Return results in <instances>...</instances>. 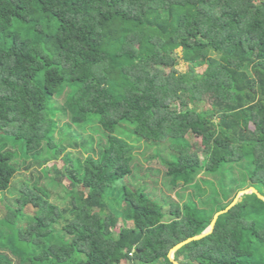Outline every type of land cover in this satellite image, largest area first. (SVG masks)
I'll use <instances>...</instances> for the list:
<instances>
[{"label":"trees","instance_id":"1","mask_svg":"<svg viewBox=\"0 0 264 264\" xmlns=\"http://www.w3.org/2000/svg\"><path fill=\"white\" fill-rule=\"evenodd\" d=\"M67 89L61 110L79 134L71 147L87 156L68 153L48 184L21 186L0 264H173L170 251L244 189L218 204L214 195L231 191L221 181L213 195L180 203L152 195L146 181L126 184L136 148L116 134L121 126L169 145L174 188L244 164V187L264 194V0H0V195L18 174L6 141L40 166L65 151L53 99ZM175 259L264 264V200L242 196Z\"/></svg>","mask_w":264,"mask_h":264},{"label":"rangeland","instance_id":"2","mask_svg":"<svg viewBox=\"0 0 264 264\" xmlns=\"http://www.w3.org/2000/svg\"><path fill=\"white\" fill-rule=\"evenodd\" d=\"M178 55H181L180 51H177ZM217 53H213V56H217ZM181 71H187L189 66L183 62H181L177 66ZM207 68V63L199 64L197 67V75H202ZM70 92V89L65 91V94L61 95V97H57L53 99V108L55 110L54 121L57 124L54 139L55 143L62 142L64 146H66L65 151L59 155L57 158H52L46 165L40 166L35 163L32 157H25L23 151L21 150L20 145L13 144V142L6 141V146H4L5 150H9L15 154V164L18 166V174L16 175L11 187L2 192L0 195V233L4 236H9L12 234V228L6 224V214L7 207H15L17 203V199L20 195L21 186L25 182H36L41 178V183L48 184V178H53L55 174L54 170L63 169L64 161L63 158L66 154L70 153L74 160L84 161L87 156L86 152L82 151L81 148L71 147L73 141L79 137V134L76 133L77 130L75 127L68 126L70 123V118L68 116L63 115L61 107L64 103L66 94ZM202 110H207L209 107L207 105H202L200 107ZM128 125L132 128L129 124ZM93 129V128H92ZM124 127H120L119 131H116V134H119L120 137L124 138L128 142L135 145V170L134 173L128 178V185H146L145 181L149 185L148 191L159 198L166 197L165 200H170V197L179 201L180 203H185L190 195H195L200 191L202 193L210 196L213 195L214 188H219V183L222 181L227 188H231L229 195L225 198L218 193V195H214V199L217 200L218 204H222L227 202L232 194L236 191L235 188H247L246 182V168L247 166L244 164L236 165L228 167L222 174H218L215 176L208 175L206 173L199 174L190 185H178V188H174L171 186L167 180H165L166 173V161L171 158V151L168 148V144H158L153 142H147L145 140H138L136 134L132 130H123ZM96 132V130L94 129ZM46 155V152L43 153L42 156ZM43 173H47V177L44 178ZM230 173V174H229ZM229 175H232L236 182L229 185ZM50 180V179H49ZM63 184H68L66 180L63 181ZM239 185V186H238ZM154 187V188H153ZM56 188V187H54ZM51 188V190H55L59 192L60 195L63 193V187H58V190ZM55 191H53L55 193ZM170 196V197H169ZM166 211L169 212L170 205L166 202ZM24 222V221H23ZM123 220L119 221L118 228H115V232L119 231V228L123 225ZM126 225L133 226V222L129 221ZM0 251H2V247H0ZM123 264H129L124 262Z\"/></svg>","mask_w":264,"mask_h":264},{"label":"water","instance_id":"3","mask_svg":"<svg viewBox=\"0 0 264 264\" xmlns=\"http://www.w3.org/2000/svg\"><path fill=\"white\" fill-rule=\"evenodd\" d=\"M256 194V196H258L260 199L264 200V194H262L258 189H256L255 187L253 186H249L247 188H244L240 191H238V193L236 194V196L234 197V199L232 200V202L223 210H220L216 213V215L214 216L210 226L206 229V231L200 235H197L195 237H192L180 244H178L177 246H175L169 253V259L171 260V262L173 264H179V262L176 261L175 259V254L180 250L182 249L184 246L192 243V242H195V241H199V240H202L204 239L205 237L211 235L214 231V228H215V225H216V222L218 220V216L226 211H228L232 206H234L237 202L240 201L241 197L246 195V194Z\"/></svg>","mask_w":264,"mask_h":264}]
</instances>
